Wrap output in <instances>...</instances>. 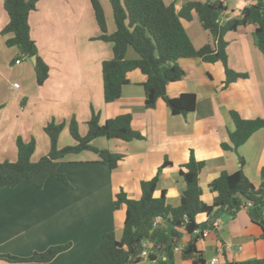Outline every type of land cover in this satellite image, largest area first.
<instances>
[{
	"label": "crops",
	"instance_id": "1",
	"mask_svg": "<svg viewBox=\"0 0 264 264\" xmlns=\"http://www.w3.org/2000/svg\"><path fill=\"white\" fill-rule=\"evenodd\" d=\"M49 1L58 19L62 16L71 19L69 42L73 43L75 40L72 35L75 32L73 28L77 25H74L76 18L81 19L76 38L81 32L89 34L95 30L97 37H88L86 40L87 44H92L91 50H97L98 54L88 59L86 73L80 74L79 67L74 65L75 61L72 59H60L62 63L55 72V66L43 58L42 62L49 66V78L43 85L37 86L34 68L25 64V59L15 64V68H9L10 55L6 49L9 48L6 45L9 37L5 39L2 35L9 23V16L4 8V0H0V143L7 138L16 140L17 144L19 138L29 142L38 137L34 139L35 143L40 141L50 150L45 127L52 121L67 125L59 136V143L62 133L69 131L68 125L72 120L77 122L80 134L81 126H87L94 114V96L101 104L97 106L100 108L96 112L101 124L129 114L133 117V129L144 135V140L128 144L105 138L94 140L91 143L94 149L108 150L125 156L113 171L92 151L69 155V159L64 158L58 166V171L66 176L70 186L55 178H49L42 189L25 183L14 189L0 190V255L27 258L47 250L46 246H41L35 249L36 251L32 250L33 253L20 248H17L15 254L6 252L8 241L20 242L19 238L12 234H23L18 232L14 224L28 222L29 218H33L37 219V226H40L39 221L45 224L53 222L52 228L45 234L47 237H53L52 242L47 243L51 244V247L71 245L67 252L47 264H85L106 233L117 234L123 231L125 212L113 209V202L121 190H124L130 199L139 200L142 196L141 183L158 176L157 196L161 191H166L167 204L174 208L180 205L186 184L179 171L189 162L192 153L197 160L205 163L200 175V186L203 191L201 198L208 204L212 203L216 196L211 192L209 185L223 173L237 172L240 169V158L244 159L243 171L247 178L255 187L260 185L261 172L264 169L263 131L253 134L237 150H224L221 147L222 144H230L229 134L235 131L232 112L247 120L264 119V54L255 44L253 28L241 27L237 32H231L225 37L229 43V66L237 73L247 75L246 79L231 84L227 89H224V71L219 64H206L198 58L178 62L186 73L185 78L169 84L167 94H195L197 106L192 113L175 116L162 100L154 110L145 108V91L142 87L144 77L139 71L131 74V85L124 87L118 102L105 104L101 70L102 63L112 58L113 46L98 40L101 31L96 18L97 25L95 24V14L93 17V14L88 12L89 8L91 9L90 0ZM174 1L177 8H181L188 0H165L166 3ZM99 2L103 5L105 16L110 13L112 16L109 0ZM254 2L255 0H227L226 18L238 16L247 3L249 5ZM42 10L43 5L41 8L37 7L29 18L30 34L36 46L34 34L39 30L33 31L35 20H38V25L40 21V27L44 29L55 26L52 30L59 34L58 22L49 23L46 20L48 9L43 15ZM86 18L88 24L85 26ZM113 25L114 29L112 27L111 32L108 30V34L114 33L115 24ZM184 26L196 49H201L211 42L209 33L203 29L197 16L192 22H185ZM12 48L9 49L12 50L10 52L13 60L16 58L12 61L14 64L20 53L18 49L15 51ZM131 53L134 54L133 51L127 54L129 59L137 58L136 54L130 57ZM7 70L10 71V82L3 81V71ZM70 76L80 82L71 81ZM17 83L20 85L18 90L14 88ZM34 124L36 136L32 134L31 125ZM87 129L88 126L85 136ZM5 161L13 162L2 155L0 147V162ZM165 161H169L171 166L160 172ZM219 220L217 231L209 233L204 246L200 243L206 264H227L231 260L241 262L264 258L263 232L251 221L246 209L235 217L224 214ZM6 235L12 236L4 239ZM120 236L122 237V234ZM79 246L80 252L77 250ZM77 252L80 255L71 262L61 258ZM0 264L11 263L0 259ZM176 264L192 263L178 261Z\"/></svg>",
	"mask_w": 264,
	"mask_h": 264
},
{
	"label": "trees",
	"instance_id": "2",
	"mask_svg": "<svg viewBox=\"0 0 264 264\" xmlns=\"http://www.w3.org/2000/svg\"><path fill=\"white\" fill-rule=\"evenodd\" d=\"M40 0H4V8L9 16V23L2 35L9 36L6 45L17 47L21 59H31L37 55V46L30 36L29 18L37 10ZM227 0H188L181 8L176 1L165 0H109L113 8L115 31L108 34L106 16L99 0H90L101 34L98 40L112 44V58L102 63V81L105 104L118 102L124 87L131 85V74L139 71L144 77L142 87L145 91V108L154 110L159 101H163L175 116L187 115L195 111L197 97L185 93L169 96V84L182 81L185 71L179 61L198 58L206 64H219L224 71V89L239 80L247 78L246 74L234 71L228 64L225 37L237 32L241 27L253 28L255 44L264 54V1L255 0L245 7L238 16L225 22L228 7ZM209 33L211 42L196 49L188 36L184 23L192 22L194 17ZM223 22V23H222ZM133 51L137 58L129 59L127 54ZM36 81L39 86L49 78V66L37 58L35 65ZM235 131L229 134L230 144H222L224 150H237L253 134L264 132V119L247 120L232 112ZM133 117L122 115L100 123L99 116L93 114L87 123V135L78 132L75 120L69 123V133L75 144L59 149V136L65 123L52 121L44 129L50 141L49 153L38 163L32 162L36 143L19 138L17 140L18 158L15 162H0V190L14 189L21 184H31L42 189L47 179L55 178L70 186L66 176L58 171V166L69 155L85 151L95 152L101 162L111 171L124 160L122 154L108 150H98L91 143L99 138L115 140L128 144L144 140V135L133 129ZM244 159L240 158V169L233 173L221 174L209 185L216 194L212 203L202 200L200 175L205 163L195 158L192 153L187 164L181 167L180 177L186 189L180 198L178 207L167 204V193L161 191L157 196L159 178L141 183L142 196L132 200L121 190L113 202L115 211L125 212L122 237L118 239L114 232L106 233L101 244L85 264H176L177 258L192 264H206L204 253L200 249L205 231L216 232L215 222L224 214L235 217L243 209L251 221L258 225L264 237V169L258 187L247 178L243 171ZM171 166L165 161L160 172ZM252 205L248 207V204ZM204 215L203 221L197 218ZM161 218L160 222H156ZM195 231H199L196 234ZM189 240L181 245L183 237ZM70 244L53 246L44 252L34 253L27 258L12 255H0L8 263L47 264L57 256L67 252ZM146 252L147 256L143 257ZM227 264H264L263 259L247 261H228Z\"/></svg>",
	"mask_w": 264,
	"mask_h": 264
},
{
	"label": "rangeland",
	"instance_id": "3",
	"mask_svg": "<svg viewBox=\"0 0 264 264\" xmlns=\"http://www.w3.org/2000/svg\"><path fill=\"white\" fill-rule=\"evenodd\" d=\"M43 1H45V2H43ZM100 4H101V2H100ZM42 5H43L42 15L44 14V12L47 9L49 11L48 15H46L47 16L46 20L49 23L52 22V24L55 22H58L59 34L56 33V31L52 30V28H55V26L50 27V28L45 27V29H44V28L40 27V21H39V25H38V20H35L34 25H33V31H36L37 29L39 30L38 33L34 34V38L37 41V55H36V57L40 58L41 60H43V58H44L48 62L53 64L55 66L54 67L55 72L59 70L58 67L62 63L60 59H72L73 61H75L74 65H77L79 67L78 73L79 74L81 72L86 73L85 69H86V64H87L88 59L94 58L98 54L97 50H93V49L91 50V47H93V46H92V44H90V42L87 44V40H86L88 37H92V38L97 37V35H95V30H92L89 34H86V33L82 34V32H81L78 35V38H76L77 37L76 32H77V28H78V23L81 20V19L76 18L74 25L75 24H77V25L73 28L75 30V32L72 35L75 38V40L73 43H71L68 41L69 36H70L69 32H70L71 19H68L64 16L59 17V19H58L56 16L55 10L51 6L52 5L51 1L48 2V0H41L38 2L37 7L41 8ZM89 5L91 6V9L89 8L88 12H90V15L93 14V17H94V12L92 9L93 7L91 4H89ZM110 5H111V3H110ZM101 6L103 8L102 4H101ZM111 8H112V5H111ZM112 12H113V8H112ZM105 18H106V23H107V29L109 30V32H111V28L113 27V29H114L113 15L111 16V13H110V15H106ZM72 21L74 22V19H72ZM94 21H95V17H94ZM87 24H88V18H86V20H85V26ZM95 24H96V21H95ZM30 36H31V34H30ZM8 37L9 36H5L4 38L6 39ZM109 45H111V44H109ZM6 49H7V54L9 53V55H10L9 57L7 56L8 59L10 60L9 68H15L14 66L17 63L15 62L14 64H12L13 63L12 61H15L16 58L13 60L12 54L10 52L12 50L9 48H6ZM12 49L16 51V49H18V48L16 47V48H12ZM18 51H19V49H18ZM19 53H20V51H19ZM130 55H131L130 57H132V55H134V54L131 53ZM2 60L5 61V58L3 56H2ZM21 60H23V59H21ZM21 60H20V62H21ZM23 62L25 64L29 65L30 67L34 68V73H36L35 72V63L32 61V58L31 59H25V60H23ZM4 74H6V75H4ZM101 74H102V70H101ZM9 75H10V71H8V70L3 71V81L10 82L11 80H10V77H8ZM70 78L72 79L71 81H75L76 83L80 82V80H75L71 76H70ZM35 79H36V75H35ZM6 82H4V83H6ZM35 84H37V83L35 82ZM69 84L70 83H68V85ZM37 86H38V84H37ZM94 92H95V89H94ZM92 102H93V106H94V114H96V116L97 115L99 116V114L96 112H97V109L100 108V107H97V106H99L100 103L96 100L95 96L92 98ZM79 125L81 126V123H79ZM31 127L33 129L32 134L36 136L37 133H35V124L31 125ZM81 127H82V131H81L80 135L85 136L84 134L86 133L87 126L85 125V127H84L82 125ZM36 138H38V137H34V139H36ZM15 142H16V140L13 141V140L7 138V139L3 140L2 143H0L2 155L8 157L13 162L15 160H17V156H18L17 145ZM72 144L74 145L75 142L73 141V138L70 135L69 131L68 130L64 131L62 133V137L60 138V143L58 142V147L66 148V147L73 146ZM36 146H37L36 147L37 151L35 152V156L32 160L33 163H38L42 158H44L49 153L48 152L49 150H47L46 147L43 145V143H40V141H38V143H36ZM36 156H38V158ZM66 158L69 159L71 157L67 156ZM203 217H204V215H200L197 218V220L202 221L204 219ZM37 223H38L37 219L29 218L28 222L21 221L19 224H14V225H16L18 232L19 233L23 232V234L22 233H20V235L12 234L13 236H17L19 238L20 242L16 243L15 240L8 241L6 252H10L12 254H15L18 251L17 248H20L21 250H23V249L27 250L28 252L35 250V249L37 250L41 246H46L47 250L49 248H51V244H47V243L52 242L53 237L52 236L47 237L45 234H46V231L48 232L52 228L53 222H49L48 224H45L43 221H39V225L41 227L37 226ZM42 226H44V227L42 228ZM5 228H7V227H5ZM120 233L121 232L116 234L117 235L116 237L118 239L121 237L120 235L122 233L121 234ZM15 234H17V233H15ZM12 235H6L3 238L7 239V237L12 236ZM40 236H41V238H40ZM25 239H27L26 242H25ZM102 239H101V241H102ZM188 240H189V237L187 235H185L182 239L181 245L185 244ZM101 241L93 249L94 251L101 244ZM205 243H206L205 240L201 241L202 246H204ZM77 250L80 252V246L78 247ZM33 252L34 251H32V253ZM79 252L74 253L73 255H69V256H62L61 258L64 259L65 261L67 259H69L68 261L71 262L73 259H75L76 257H78L80 255ZM93 252H92V254H93ZM91 255H90V257H91ZM84 260H86V259H84ZM59 261L57 263H59ZM178 261H182V260L180 258H177V262ZM27 264H31V263H27Z\"/></svg>",
	"mask_w": 264,
	"mask_h": 264
},
{
	"label": "built area",
	"instance_id": "4",
	"mask_svg": "<svg viewBox=\"0 0 264 264\" xmlns=\"http://www.w3.org/2000/svg\"><path fill=\"white\" fill-rule=\"evenodd\" d=\"M263 1H264V0H263ZM249 5H250V4H249ZM249 5H248V3H247V6H249ZM247 6H246V7H247ZM231 18H232V17H228V18H226V20H225L224 23H226L227 21H229ZM222 23H223V22H222ZM16 63L19 64L20 61H17ZM14 88L18 90V89H19V85H18V84H15V85H14ZM251 205H252V204L249 203V204H248V207H250ZM160 221H161V218H157L155 223L160 222ZM219 223H220V220H219V219L216 220V222H215V226H216V228L219 226ZM195 233H196V234H199L200 232H199V231H195ZM208 235H209V231H205V233H204V237L206 238V237H208ZM146 256H147V253L144 252V253H143V257H146Z\"/></svg>",
	"mask_w": 264,
	"mask_h": 264
},
{
	"label": "water",
	"instance_id": "5",
	"mask_svg": "<svg viewBox=\"0 0 264 264\" xmlns=\"http://www.w3.org/2000/svg\"><path fill=\"white\" fill-rule=\"evenodd\" d=\"M32 61L35 63V65H36V63H37V57L36 56H34V57H32Z\"/></svg>",
	"mask_w": 264,
	"mask_h": 264
}]
</instances>
